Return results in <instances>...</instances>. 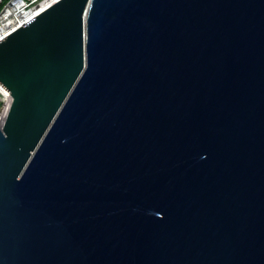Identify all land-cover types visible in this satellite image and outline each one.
Wrapping results in <instances>:
<instances>
[{
	"label": "water",
	"instance_id": "1",
	"mask_svg": "<svg viewBox=\"0 0 264 264\" xmlns=\"http://www.w3.org/2000/svg\"><path fill=\"white\" fill-rule=\"evenodd\" d=\"M0 86V264H264V0H56Z\"/></svg>",
	"mask_w": 264,
	"mask_h": 264
},
{
	"label": "built area",
	"instance_id": "2",
	"mask_svg": "<svg viewBox=\"0 0 264 264\" xmlns=\"http://www.w3.org/2000/svg\"><path fill=\"white\" fill-rule=\"evenodd\" d=\"M55 1L56 0H0V38L3 35H5V33L10 31L12 28H14L15 25L22 19L23 16L25 15L32 16L34 15V13H36V11H38V9L41 8L40 6L46 7ZM16 9L19 11L15 13L19 14L20 12L19 16L17 15L13 16L12 14ZM6 12H10L11 22L4 24L2 22V18L4 17ZM0 100L2 102L1 105L2 108L4 104V99L1 94H0Z\"/></svg>",
	"mask_w": 264,
	"mask_h": 264
},
{
	"label": "bare ground",
	"instance_id": "3",
	"mask_svg": "<svg viewBox=\"0 0 264 264\" xmlns=\"http://www.w3.org/2000/svg\"><path fill=\"white\" fill-rule=\"evenodd\" d=\"M41 8L38 9V11H36V13L34 14H37L40 10H42L44 7L43 6H40ZM19 10H15L12 14L13 16H19L20 15V12L19 14L15 13V12H18ZM23 16V15H22ZM29 15H25L22 17V19L16 24L18 25L19 23L21 24L23 21H25L26 19L30 18L31 16L27 17ZM33 16V15H32ZM27 17V18H26ZM14 20V19H12ZM2 22L4 24L6 23H10L11 22V18H10V12H6L4 17L2 18ZM15 25V26H16ZM0 94L2 95L3 99L5 100V105L3 106V110H2V113H1V116H0V124H2L6 114H7V110H8V107H9V103H10V95L8 94V92L2 88V86H0Z\"/></svg>",
	"mask_w": 264,
	"mask_h": 264
},
{
	"label": "rangeland",
	"instance_id": "4",
	"mask_svg": "<svg viewBox=\"0 0 264 264\" xmlns=\"http://www.w3.org/2000/svg\"><path fill=\"white\" fill-rule=\"evenodd\" d=\"M1 105H2V102H1V100H0V108H1ZM5 105V100H4V104H3V106ZM3 106H2V108H1V110H0V116H1V113H2V110H3Z\"/></svg>",
	"mask_w": 264,
	"mask_h": 264
},
{
	"label": "flooded vegetation",
	"instance_id": "5",
	"mask_svg": "<svg viewBox=\"0 0 264 264\" xmlns=\"http://www.w3.org/2000/svg\"><path fill=\"white\" fill-rule=\"evenodd\" d=\"M1 125V124H0Z\"/></svg>",
	"mask_w": 264,
	"mask_h": 264
}]
</instances>
